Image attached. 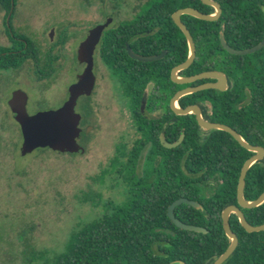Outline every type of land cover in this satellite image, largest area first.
<instances>
[{
	"label": "trees",
	"instance_id": "16d2710c",
	"mask_svg": "<svg viewBox=\"0 0 264 264\" xmlns=\"http://www.w3.org/2000/svg\"><path fill=\"white\" fill-rule=\"evenodd\" d=\"M215 1L222 7L217 21L182 16L196 45V59L180 76L223 70L232 87L226 96L212 89L184 96L179 106H201L208 101L212 105L210 121L234 127L248 143L264 147V47L238 56L228 53L220 41L223 34L236 50L260 43L264 38V0ZM0 6L6 15L15 7L12 0H0ZM189 7L214 13L202 0H147L133 18L121 20L104 32L100 58L131 101L134 133L131 142L121 140L116 144L104 175L114 176L117 183L125 185L126 198L121 203H106L103 214L73 232L64 250L45 264H213L227 250L230 240L223 228L222 212L237 205L241 169L253 153L224 131L212 130L201 137L194 115L176 116L168 108L175 91L189 87L171 79L172 69L189 55L186 38L172 15ZM27 43L28 52L36 49L35 43ZM127 45L142 56L166 54L157 61L141 62L130 57ZM11 50L0 46V72L24 62L22 55H14ZM149 84L161 91L159 98L168 109L155 119L146 117L140 108ZM240 99L248 104L238 114L232 112L228 119L221 118L224 111L235 109L233 103L226 102ZM161 134L170 143L181 135L184 140L178 147L167 149L160 142ZM263 192L264 160L249 169L244 195L254 201ZM97 197L100 199V195ZM180 198L199 202L203 211L182 204L175 209L176 217L206 228L207 234L182 230L169 219L168 207ZM243 212L251 225L264 224V204ZM230 224L239 244L224 264H264V231L246 232L236 215L231 216ZM42 257L33 254V259Z\"/></svg>",
	"mask_w": 264,
	"mask_h": 264
},
{
	"label": "rangeland",
	"instance_id": "374dc122",
	"mask_svg": "<svg viewBox=\"0 0 264 264\" xmlns=\"http://www.w3.org/2000/svg\"><path fill=\"white\" fill-rule=\"evenodd\" d=\"M145 1L128 0L115 22L131 18ZM102 11L99 0L98 4L94 0H15L14 25L19 34L38 44L49 29L72 23L76 39L74 54L54 63L52 76L41 81L31 64L0 72V264H45L64 250L73 232L100 217L106 203L126 198L125 185L104 173L116 144L133 139L132 118L127 104L114 101L115 78L99 54L94 57V93L80 97L76 106L85 118L83 129L90 127L79 139L83 153L38 149L22 156L21 129L8 105L12 94L21 90L28 95L30 115L62 107L83 72L75 56L77 45L96 21L105 20L107 12ZM4 14L0 6V45L7 44L1 37ZM43 38L45 49L48 39ZM33 254L43 257L33 259Z\"/></svg>",
	"mask_w": 264,
	"mask_h": 264
},
{
	"label": "water",
	"instance_id": "95a60500",
	"mask_svg": "<svg viewBox=\"0 0 264 264\" xmlns=\"http://www.w3.org/2000/svg\"><path fill=\"white\" fill-rule=\"evenodd\" d=\"M12 3L14 4V0H12ZM202 3L212 7L214 13L205 14L197 9L189 7L179 9L172 15L175 25L182 31L186 38L189 47V55L185 62L172 69L171 79L178 85H187L200 80H216V82H205L196 87H186L179 90L171 99V109L178 116L195 115L198 125L205 131L220 130L229 133L244 149L253 153V155L245 161L240 173L237 186V205H230L222 212L223 228L226 236L230 240V244L227 250L219 256L213 264H224L232 256L239 244L238 236L232 231L230 224L232 215H236L239 223L246 232L256 233L264 231V224L259 226L251 225L246 220L243 212L244 209H254L264 204V192L254 201H248L244 195L247 173L254 164L264 160V147L248 143L242 135L227 125L205 120L198 105H190L186 108H181L179 106L178 102L184 96L209 89L223 91L226 89L227 85L226 76L219 71H206L189 77L180 76V73L188 69L196 59V45L189 29L182 21V16L189 15L200 20L214 22L219 20L222 15V7L217 1L202 0ZM110 23L111 19L104 25H99L92 29L86 40L81 44L77 59L80 64H85V68L78 76L75 84L70 87L69 97L62 107L57 110L40 111L30 115L27 110L28 95L21 90H17L12 94L8 105L14 120L19 124L21 129L22 144L20 147V154L22 156L31 154L38 149H50L58 153L72 154L84 152V148L79 144V139L82 134V129L80 128L82 116L76 112V106L80 97L90 96L93 92L96 80L93 71V55L104 29L108 27ZM220 41L222 47L228 53L238 56L253 54L264 47V38L254 47L243 50H235L230 47L223 34L220 35ZM127 50L132 59L141 62L157 61L162 59L166 54V52L163 51L159 55L142 56L134 53L129 45L127 46ZM160 140L165 148L174 149L183 142L184 135H181L174 143L167 142L163 135L160 137ZM182 204H187L197 210L203 211V206L199 202L187 198H180L168 207L167 215L169 219L182 230L207 234L208 230L206 228L184 223L176 217L175 209ZM179 264L184 263L179 262Z\"/></svg>",
	"mask_w": 264,
	"mask_h": 264
},
{
	"label": "flooded vegetation",
	"instance_id": "af4514ba",
	"mask_svg": "<svg viewBox=\"0 0 264 264\" xmlns=\"http://www.w3.org/2000/svg\"><path fill=\"white\" fill-rule=\"evenodd\" d=\"M94 1L98 4V0H94ZM99 1H100L101 6H102V10H103L102 12H107V15H105V16L103 15L105 17V20L100 21V22L96 21L94 26L91 27L87 31L84 39L80 43H78L77 48L75 50V56H77V57H78L79 48H80L81 44L88 37L90 31L99 25H104L105 23H107V21L109 19H111V23L109 24L108 27H106L104 29V31L102 33V36H103L104 32L109 27H111L112 25L117 23V22H115L116 21V19H115L116 13L122 7H124L125 5L128 4V0H122L120 2H117L116 0H99ZM108 4H109V6H108ZM141 4H143V3H141ZM141 4H139L137 6V8L134 9L135 13L133 14V16L131 18H133L137 14V11L139 10V6ZM14 5H15V0H14L13 6ZM108 7L110 9H108ZM4 12H5V14H4V20L2 21L3 30L1 31V37L7 41V44L6 45L5 44L0 45V46L11 47L12 50L10 51V53H13L14 55H22V57L25 59L24 62H22V64L18 68H15V69H23L25 65L31 64L33 66V74L36 77V80L41 81L44 78L52 76V74L54 73V68H53L54 63H58L60 60H62V58L63 59L68 58L67 57L68 54H70V55L74 54V51L72 50V46L75 43L76 36L74 34H71V31L73 28L76 27L75 24L70 23L69 25H65L62 28H59L58 30L53 29V28L49 29L47 31V33H45L44 35L39 37V43L37 44L33 40H30L29 38H26L24 35L19 34L15 30V25H14L15 7H12L11 13H9L8 15H6L5 10H4ZM127 14H129L128 11H126V15ZM11 17H12V19H11ZM131 18L126 19V20H130ZM45 36L47 37L48 41L46 43L47 47H45V49H44V48H42V42L40 41V39L45 37ZM102 36L100 38L99 43L97 44V46L95 48L94 55H93L94 57L96 54H99V56H100V49L99 48H100ZM43 39H45V38H43ZM27 40H30L36 44V49L34 51H32V52L27 51V48H28ZM71 41H72V43H71V48H70V52H69V51H67V48H68L67 46L70 44ZM22 45H23V47H22ZM127 46H126V49H127ZM127 52H128V50H127ZM223 63L227 64V62H223ZM81 65H82L83 70H84L85 64H81ZM212 71L222 72L226 76L227 85H226L225 90L222 91V90L212 89V90L217 91L218 93L225 94V96H226L228 91H230V89L232 87V83H231L228 75L223 70H212ZM45 75H47V76H45ZM40 76H43V78L40 79L39 78ZM200 81L216 82V80H200ZM113 82H115L114 86H112L114 88V90H113L114 93L112 95L114 98V101L117 102L118 105L119 104H123V105L127 104V106L130 108L131 101H130V99L126 98L122 94L116 78H115V80H113ZM196 82H198V81H196ZM196 82L188 84L189 87H196L198 85H201V84H195ZM94 90H95V86H94V89H93V92L91 95H93ZM177 92H178V90L175 91L174 95ZM91 95L89 97H91ZM154 95L156 97H155V99H152V97H154ZM160 96H161V91L159 89H156L155 84H149L148 87L146 88L145 93L142 96L141 103H140V108H141L142 114L146 115V117L148 116V117L154 118V119L159 118L162 115H164L168 111V109H167L166 102L163 101V99H160L159 98ZM173 96L169 99L168 108H169L170 112L175 114L173 112V110L171 109V99L173 98ZM230 103L231 104L233 103L232 105H234L235 109L233 111V109L230 108L229 111H227V110L224 111L223 115L221 116V118H223L224 120L228 119L232 112L238 114L239 111H241L248 104V101L240 99V100H236V102H232V101L226 102V104H230ZM143 105H144V107H143ZM195 105H198L199 108L201 109L203 118L209 122H212L209 119L210 117L213 116L212 115V105L208 101L201 105L203 107V109L201 108V106L199 104H195ZM148 107H152L153 110L152 109L149 110ZM81 116H82V119L80 122V128L82 129V133H83L84 131H86L90 127L83 129L82 126H83V123L85 121V118L83 115H81ZM176 116H178V115H176ZM195 120L197 122L196 116H195ZM213 123H215V122H213ZM221 124H223V123H221ZM197 125H198V122H197ZM224 125H227V124H224ZM227 126H229V125H227ZM198 127L200 128L199 125H198ZM229 127H231V126H229ZM231 128L234 129V127H231ZM210 131H212V130H210ZM210 131H205V130L200 128V136L205 138L206 134L209 133ZM161 136H162V134L160 135V137ZM160 142H161V140H160Z\"/></svg>",
	"mask_w": 264,
	"mask_h": 264
}]
</instances>
